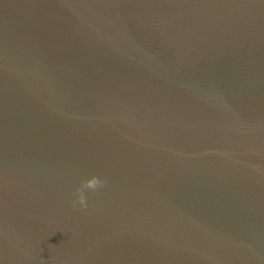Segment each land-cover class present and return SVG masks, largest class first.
Instances as JSON below:
<instances>
[{"label": "water", "instance_id": "95a60500", "mask_svg": "<svg viewBox=\"0 0 264 264\" xmlns=\"http://www.w3.org/2000/svg\"><path fill=\"white\" fill-rule=\"evenodd\" d=\"M0 264H264V0H0Z\"/></svg>", "mask_w": 264, "mask_h": 264}, {"label": "clouds", "instance_id": "9594fccd", "mask_svg": "<svg viewBox=\"0 0 264 264\" xmlns=\"http://www.w3.org/2000/svg\"><path fill=\"white\" fill-rule=\"evenodd\" d=\"M107 183L106 179H102L100 176L92 175L90 178L81 180L79 185L71 193V206L76 208H88L89 197L88 192L91 191L93 194L97 193L98 189L104 187Z\"/></svg>", "mask_w": 264, "mask_h": 264}]
</instances>
